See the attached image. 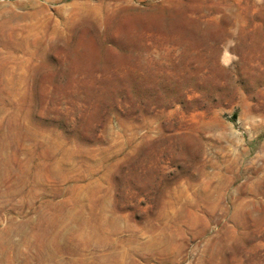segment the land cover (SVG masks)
Returning a JSON list of instances; mask_svg holds the SVG:
<instances>
[{"label":"rangeland","instance_id":"1","mask_svg":"<svg viewBox=\"0 0 264 264\" xmlns=\"http://www.w3.org/2000/svg\"><path fill=\"white\" fill-rule=\"evenodd\" d=\"M0 264H264V0H0Z\"/></svg>","mask_w":264,"mask_h":264}]
</instances>
